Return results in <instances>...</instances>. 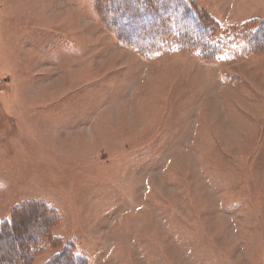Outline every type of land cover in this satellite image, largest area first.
Listing matches in <instances>:
<instances>
[{"label": "rangeland", "instance_id": "1", "mask_svg": "<svg viewBox=\"0 0 264 264\" xmlns=\"http://www.w3.org/2000/svg\"><path fill=\"white\" fill-rule=\"evenodd\" d=\"M29 201L89 264H264V54L145 60L92 0H0V221Z\"/></svg>", "mask_w": 264, "mask_h": 264}, {"label": "trees", "instance_id": "2", "mask_svg": "<svg viewBox=\"0 0 264 264\" xmlns=\"http://www.w3.org/2000/svg\"><path fill=\"white\" fill-rule=\"evenodd\" d=\"M92 8L124 47L145 60L185 52L204 62L220 63L264 54L263 18L224 25L197 0H92ZM27 209L30 212H25ZM11 214L9 220L0 221V244L8 253L0 255V264H32L45 241L57 251L44 264H89L75 253L71 242L52 235L58 221L52 206L29 201L14 207ZM36 228L41 229L30 239V230Z\"/></svg>", "mask_w": 264, "mask_h": 264}, {"label": "crops", "instance_id": "3", "mask_svg": "<svg viewBox=\"0 0 264 264\" xmlns=\"http://www.w3.org/2000/svg\"><path fill=\"white\" fill-rule=\"evenodd\" d=\"M231 8V7H230ZM229 5H228V10H226V14H227V16H224V14L223 15H219V14H216V13H214V12H212L211 10H209V13L212 15V16H214L217 20H219V22H221V23H223V24H226V25H232L233 23L232 22H235L236 20H230L229 19V17H230V13H229ZM221 19H223V20H221ZM241 19H243V18H241ZM92 264V263H91Z\"/></svg>", "mask_w": 264, "mask_h": 264}]
</instances>
